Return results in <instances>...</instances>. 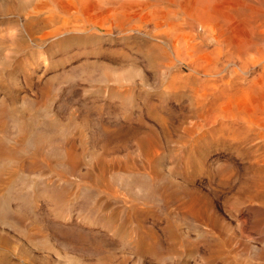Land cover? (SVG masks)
Returning <instances> with one entry per match:
<instances>
[{"label":"rangeland","instance_id":"374dc122","mask_svg":"<svg viewBox=\"0 0 264 264\" xmlns=\"http://www.w3.org/2000/svg\"><path fill=\"white\" fill-rule=\"evenodd\" d=\"M156 6L0 0V264H264L263 149L183 130L193 83L167 84ZM216 63L202 79L232 76ZM44 121L52 139L32 134Z\"/></svg>","mask_w":264,"mask_h":264},{"label":"bare ground","instance_id":"6f19581e","mask_svg":"<svg viewBox=\"0 0 264 264\" xmlns=\"http://www.w3.org/2000/svg\"><path fill=\"white\" fill-rule=\"evenodd\" d=\"M160 1L162 2V6H156L154 8H151L150 12H148L147 15L148 18H146L145 16V21H149L153 29L159 30L158 33L160 37L168 45V47H172L175 50V53L178 56L176 59V63L174 64L171 62V59L167 53H165L161 59L160 65L169 72L167 77V84L172 87L173 86L183 87L187 84L191 85V82L193 83L188 88L189 94L190 96H192L191 98L192 101L190 103L189 112L187 113V116L191 119L190 123H192V125L188 126L187 124V126H185L183 130H187L188 127H189L188 130H190L191 127H194L196 130H198L197 134L199 133L201 134L203 131H206L207 134L211 135L212 137V134L210 133L213 130L212 127L215 126L214 124L219 123L220 127L217 130L218 133L216 134V136L214 135L210 139V143L213 142L216 146L219 145L220 147V145H222L223 147H228L233 149H235L236 147L241 148L242 146H245V144L256 146V148L257 147L262 148L263 150L261 149L262 151L256 152V155L253 152L252 154L256 157L255 159L257 161L260 160L264 162V0H160ZM217 61L221 64L224 62V65H227L228 67L227 71L231 72L232 76L229 77L228 75L227 78H224V76H220L217 79H208V78L202 79L201 73L207 69H212V68L215 69V64H218L216 63ZM183 66H185V68L188 70V73L182 74V72L184 71ZM226 74H228V72ZM138 75H141L140 72ZM238 79H240L239 80L240 82L235 81ZM234 82H236L237 85H235ZM14 97L15 96L13 94V98ZM191 99L188 98V100ZM4 121H5L4 123L6 122L8 123V121L6 120ZM4 125L3 128H5ZM52 127L53 125L49 124V122L47 121L46 122L44 121L39 128L37 127L33 129L32 134L34 136L38 134L39 137L43 136L42 138H45L47 140L52 139V137H54L53 134H55L52 133L54 129ZM3 128L1 127V129ZM48 131H52V132L47 133ZM3 142L8 143L9 145L10 141L8 142L5 140L3 141V138L2 139L0 138V151H4L7 148V144L5 148V146H3L4 145ZM27 143L28 142H26V144ZM246 147L247 149L249 148L248 146ZM9 148L11 150L10 146ZM15 148L16 147L14 146V149ZM153 148L155 147L153 146L150 148L147 147L148 151L152 150ZM237 148L236 151L238 150ZM41 150L42 149H38L37 151L41 152ZM50 150L52 151L49 150H48L49 152L43 151L44 153H42V155L45 158L44 157L41 158L45 160L46 157H50L51 155L52 156L59 155V152L57 150L55 149H50ZM12 151L14 150H11V152ZM145 151L146 150H144V152ZM254 151H256V149H254ZM44 160L42 162L46 161ZM36 161L37 159L31 160L29 161L28 164L32 165L33 167L36 163H38L39 160L37 162ZM38 164H36V166ZM71 167H73V165H71ZM31 168L30 171H33L31 170ZM28 169L29 166L27 167V170ZM151 172L153 173V175L156 176L158 171L156 167H153L151 169ZM149 176H152V174L150 173ZM139 181H140V185H144L146 188L145 180L143 179L140 180L139 178ZM45 191L46 190H44V192ZM55 198L58 199L59 194H58V198L57 197ZM7 208L8 206L6 201L0 199L1 217L6 216Z\"/></svg>","mask_w":264,"mask_h":264}]
</instances>
